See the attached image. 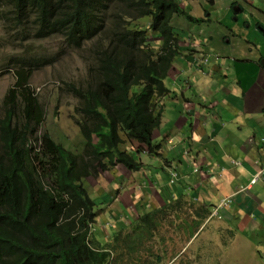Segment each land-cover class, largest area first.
<instances>
[{"label": "trees", "instance_id": "trees-1", "mask_svg": "<svg viewBox=\"0 0 264 264\" xmlns=\"http://www.w3.org/2000/svg\"><path fill=\"white\" fill-rule=\"evenodd\" d=\"M182 1L0 0V18L13 24H5L8 30L29 28L36 39L60 36L72 49L88 44L91 59L84 82L68 87L78 98L80 151L41 130L46 109L30 78L49 59L32 57L34 67L27 56L11 59L21 66L0 115V264H110L113 251L135 255L160 220L185 204L197 215L190 236L210 216V209L186 200L167 203L140 213L131 231L121 229L115 244L101 246L92 238L97 204L83 184L118 163L139 171L141 154L161 155L152 138L162 120L159 101L170 93L166 78L185 36L172 20L180 14L205 21ZM174 173L170 169V182Z\"/></svg>", "mask_w": 264, "mask_h": 264}, {"label": "crops", "instance_id": "crops-1", "mask_svg": "<svg viewBox=\"0 0 264 264\" xmlns=\"http://www.w3.org/2000/svg\"><path fill=\"white\" fill-rule=\"evenodd\" d=\"M234 2L240 8L234 16L238 22H225L221 25L224 32L184 29L181 53L166 78L170 93L159 101L161 124L152 137L161 145V155L141 154L142 169L117 174L114 180L121 177L123 186H128L118 188L119 194L115 192L117 181L94 189L98 194L109 193L105 212L99 211L101 223H107V214L119 209L116 218L110 216L122 224L116 229V223L110 221L117 232L128 227L126 211L132 206L143 204L142 212H146L186 200L210 209V216L201 221L202 228L215 217L217 246L224 255H231L230 264H264V174L251 182L263 159L264 23L258 16L263 10L255 4H264V0ZM210 14L205 9L203 16L196 17H204L207 24ZM226 19L228 14L223 16V21ZM237 33L244 37L235 39ZM231 41L235 49L226 52ZM170 169L178 173L173 182ZM137 208L130 212L132 216L138 213ZM102 231L92 237L100 245L105 238Z\"/></svg>", "mask_w": 264, "mask_h": 264}, {"label": "rangeland", "instance_id": "rangeland-1", "mask_svg": "<svg viewBox=\"0 0 264 264\" xmlns=\"http://www.w3.org/2000/svg\"><path fill=\"white\" fill-rule=\"evenodd\" d=\"M187 11L194 16H203L204 10L207 9L210 12V20L208 23H197L188 20L184 15L176 14L173 17L172 24L176 27H180L186 30H195L199 32V27H202L206 32L213 31L212 34L224 32L221 25H225V22L232 24L237 23L234 16L238 12L232 10V4L234 0H216L214 1H202L198 0H183L182 1ZM229 4H231L229 6ZM262 8L258 16L260 21L264 23V4L256 2L255 4ZM229 9V10H227ZM252 9V8H251ZM254 11V10H253ZM236 13V14H235ZM224 14H228V19L223 21ZM255 15V11L253 13ZM205 16V15H204ZM207 16V15H206ZM205 16V17H206ZM5 16L0 18V115L2 108V101L5 92L16 81L13 63L11 59L16 57L27 56L31 59V65L36 66V60L49 59L47 66H40V68L33 73L30 78V84L38 93L41 102L45 105L46 117L42 125V131H49L54 139L65 144L66 147L73 151H80L83 147V136L77 121L78 114L75 113L74 107L78 104V98L69 91L70 84H79L84 82L87 75V67L91 62L89 58L88 49L89 45H86V49H72L64 47V42L60 36H52L48 39H36L33 33L28 29L21 30H8L5 26L6 23L12 24L5 20ZM143 23L148 22V18L141 20ZM206 21V20H205ZM13 25V24H12ZM254 28L257 30L256 24ZM240 31L241 28H239ZM260 33L263 34L261 30ZM244 37L237 33L235 39ZM153 41V39H151ZM156 44V40L153 41ZM65 45V44H64ZM228 48V49H227ZM235 49L234 41L230 44H226V52H233ZM247 52L251 50L245 48ZM232 54V53H230ZM18 64H21L18 62ZM167 85V84H166ZM140 160V158H139ZM141 161V160H140ZM123 171H125L123 173ZM128 170L121 163H118L110 171H100L97 176H92L83 179V184L87 189L90 197L96 201V210L101 214L105 212L108 205L109 193L106 191L102 194L95 193V189L103 188L108 182L112 184L117 181L116 190L119 194L118 188L125 190L128 186H123L122 178H117V174H127ZM102 175V173H104ZM131 172V171H130ZM121 176V175H120ZM126 177V175H123ZM109 180H112L111 182ZM108 202H107V201ZM138 207V205H136ZM130 207L129 214L130 221L128 227H124L122 233L131 231V226L134 221L138 220V216L142 211H145L143 204L140 207ZM137 208L138 213H134V216L130 212H134ZM124 209V207H122ZM128 210V208L126 209ZM196 209L190 208L185 204L182 209L171 211V213L160 220L159 227L154 231L152 238H146L141 245L138 246V252L135 255H129L123 250L113 251L109 263L110 264H230V254H223L221 249L217 246V230L218 224L211 220L205 222L203 228L202 225L197 230L199 233L194 236V239H190V234L193 232L192 226L195 225ZM110 214V213H109ZM116 218L119 215V209L112 211L110 216ZM107 214L109 219L107 223H101L100 215L94 224L92 237H96L97 231L103 228L102 234L103 242L101 246L107 245L108 242L115 244L114 236L118 232L115 229H111L110 221L115 222V228L119 229L121 222H116ZM128 216V217H129ZM128 217L126 220H128ZM106 224V225H105ZM109 224V226H107ZM126 225V224H125ZM123 225V226H125ZM105 226V227H104ZM122 226V224H121ZM196 230V231H197ZM113 231V234L111 233ZM195 231V233H196ZM194 233V234H195ZM150 238V239H149ZM108 242H106V240ZM133 256V257H132ZM232 262H235V257H232Z\"/></svg>", "mask_w": 264, "mask_h": 264}, {"label": "built area", "instance_id": "built-area-1", "mask_svg": "<svg viewBox=\"0 0 264 264\" xmlns=\"http://www.w3.org/2000/svg\"><path fill=\"white\" fill-rule=\"evenodd\" d=\"M261 142H262L263 159L259 162L260 165L259 170L256 172V174L253 176L251 180L252 184L256 183V181L260 179L264 174V137L261 138ZM173 175L174 176L172 177L171 182H173L176 179L178 173H174Z\"/></svg>", "mask_w": 264, "mask_h": 264}, {"label": "clouds", "instance_id": "clouds-1", "mask_svg": "<svg viewBox=\"0 0 264 264\" xmlns=\"http://www.w3.org/2000/svg\"><path fill=\"white\" fill-rule=\"evenodd\" d=\"M11 62L13 63L12 66L15 67L16 69H18L21 66V64H18V62L14 61V60H11Z\"/></svg>", "mask_w": 264, "mask_h": 264}, {"label": "water", "instance_id": "water-1", "mask_svg": "<svg viewBox=\"0 0 264 264\" xmlns=\"http://www.w3.org/2000/svg\"><path fill=\"white\" fill-rule=\"evenodd\" d=\"M234 11L239 12L240 11V8L238 6H235L234 7Z\"/></svg>", "mask_w": 264, "mask_h": 264}]
</instances>
